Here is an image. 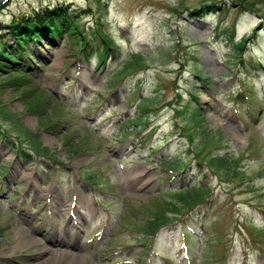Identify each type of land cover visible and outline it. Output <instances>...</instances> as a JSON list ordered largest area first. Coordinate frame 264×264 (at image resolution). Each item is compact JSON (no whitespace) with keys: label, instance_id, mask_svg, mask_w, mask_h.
<instances>
[{"label":"rangeland","instance_id":"rangeland-1","mask_svg":"<svg viewBox=\"0 0 264 264\" xmlns=\"http://www.w3.org/2000/svg\"><path fill=\"white\" fill-rule=\"evenodd\" d=\"M63 3L79 10L91 44L102 30L118 52L98 66L96 51L87 59L66 35L30 45L35 70L24 87L0 70V121L19 119L52 156L32 163L0 143L10 190L22 194L0 191V264H264V70L240 64L264 62V0L255 10L236 0H1L0 36L13 43L14 17ZM238 90H252L254 115ZM38 99L43 109H30ZM193 104L209 127L203 154L240 159L230 179L199 165L196 130L193 142L184 135ZM124 121L140 132L125 136ZM198 183L207 202L153 237L141 229L175 189Z\"/></svg>","mask_w":264,"mask_h":264},{"label":"trees","instance_id":"trees-1","mask_svg":"<svg viewBox=\"0 0 264 264\" xmlns=\"http://www.w3.org/2000/svg\"><path fill=\"white\" fill-rule=\"evenodd\" d=\"M239 6H244L246 10H255V6L259 0H236ZM197 11H203V9H198ZM79 10L71 7L70 3L49 5L41 9V11H33L28 17H14L11 23L8 25L9 34L12 36L13 43H8L5 36H0V70L12 74L16 72L19 75H11L9 78V83L15 88L24 87L27 83V77L31 72L35 70L33 59L31 58L33 52L30 45H35L37 48L43 44L51 42L54 43L56 39H61L68 35L72 41L78 45V49L82 52L84 57L90 59L94 51L98 54V66L105 63L110 49L114 50L115 56H117V48L113 47L114 42L111 40L102 30L96 31V35L100 39L99 45L91 44L93 39L92 33L84 29L80 23L82 17L78 16ZM231 38V37H230ZM252 40L251 35H247L240 39L237 43V49L243 51L247 47V43ZM95 46V47H94ZM115 46V45H114ZM241 53V52H239ZM36 54V53H35ZM139 62L130 63L131 66H137ZM240 64L247 69L251 67V70L256 71L260 67H264L259 63L257 59L246 61L245 58L240 59ZM263 64V63H262ZM198 78H202L197 75ZM207 83H209L208 78H202ZM241 90V89H240ZM252 90H242L236 91L235 95L239 96L241 102H245L248 105V112L254 113L251 110L253 107L254 98L252 97ZM180 94V93H179ZM181 95V94H180ZM198 103L197 97H195ZM234 100L239 101L238 98ZM43 102L38 99V103H30V109H38L39 111L43 109ZM190 116L188 117V122L183 126L185 134L190 142H193V132L196 130L199 135V148L196 151V157L199 165H206L209 171L216 173L220 178L225 176L230 179L233 175L238 174V164L240 159L233 157L232 154H215L206 152L204 143L206 141L208 124L206 120V114L199 105H189ZM11 118V123L0 121V143L11 144L16 155L23 160L31 161L32 163H38L42 157L51 156L50 150L43 146L38 134L23 126L22 122L12 115L4 114V117ZM137 118H128L126 122H134ZM143 119L138 118V125L142 124L148 126L150 121H142ZM126 122L123 124V133L127 134L140 132V127L137 130H129L131 128ZM140 122V123H139ZM7 125H12L14 127V132H12ZM127 127V130H126ZM196 133V132H195ZM194 133V134H195ZM13 134L17 136V141L13 140ZM195 147H197L195 145ZM154 150V148L152 149ZM200 158V159H199ZM162 165H168V168L176 169L181 174L187 172V164L182 161H169L166 159L159 160ZM54 166H59V163L52 164ZM52 173V170H48ZM233 174V175H232ZM90 178V177H87ZM16 186L13 178L9 177V167L0 162V191L7 192L8 198H15L21 196L19 192H13L10 188ZM16 188V187H15ZM175 200L165 201L166 210L159 208L154 213V218L148 219L141 228L149 236L154 235L162 224H169L171 222L178 221L180 218L185 216L189 208L194 209L197 205L201 204L203 201L207 202L210 198L209 189L205 185L191 184L187 187L183 186L180 189L174 190ZM10 200V199H9ZM26 201V198H25ZM188 216V215H186Z\"/></svg>","mask_w":264,"mask_h":264},{"label":"bare ground","instance_id":"bare-ground-1","mask_svg":"<svg viewBox=\"0 0 264 264\" xmlns=\"http://www.w3.org/2000/svg\"><path fill=\"white\" fill-rule=\"evenodd\" d=\"M0 1H1V0H0ZM43 252H45V251H43ZM41 253H42V252H41ZM64 255L67 256V253L65 252Z\"/></svg>","mask_w":264,"mask_h":264}]
</instances>
